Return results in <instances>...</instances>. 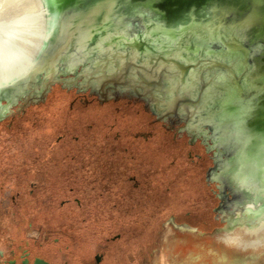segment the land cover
<instances>
[{
    "label": "rangeland",
    "instance_id": "374dc122",
    "mask_svg": "<svg viewBox=\"0 0 264 264\" xmlns=\"http://www.w3.org/2000/svg\"><path fill=\"white\" fill-rule=\"evenodd\" d=\"M67 85L8 106L0 96L1 252L25 249L50 264H188L190 250L220 248V229H264V208L255 211L263 172L243 186L258 192L256 204L221 208L200 140L162 126L150 107L80 99ZM245 120L232 133L236 150L249 152L264 124L244 144Z\"/></svg>",
    "mask_w": 264,
    "mask_h": 264
},
{
    "label": "water",
    "instance_id": "95a60500",
    "mask_svg": "<svg viewBox=\"0 0 264 264\" xmlns=\"http://www.w3.org/2000/svg\"><path fill=\"white\" fill-rule=\"evenodd\" d=\"M49 4L43 47L16 80L0 87L4 106L23 93L27 100L43 99L53 84L68 82L60 76L73 74L72 81L82 77L97 84L111 77L143 86L161 97L155 101L165 112L208 121L213 139L225 148L236 150L232 131L254 109L257 125L264 124V0ZM242 155L223 164L234 185L232 207L226 208L260 199L239 183L249 152ZM32 264L50 263L35 257Z\"/></svg>",
    "mask_w": 264,
    "mask_h": 264
},
{
    "label": "bare ground",
    "instance_id": "6f19581e",
    "mask_svg": "<svg viewBox=\"0 0 264 264\" xmlns=\"http://www.w3.org/2000/svg\"><path fill=\"white\" fill-rule=\"evenodd\" d=\"M49 10V0H0V87L16 80L43 47L51 15ZM247 157L242 177L239 179L242 187L252 186L258 176L264 173V137L256 146H252ZM248 203L240 207H246ZM258 206L256 212L264 208V202ZM252 211L246 208L244 213L251 216L254 214ZM240 213L239 211L237 214ZM215 236L220 248L206 245L198 251L190 250L184 262L264 264V229L246 230L239 227L228 232L223 228L217 231ZM173 261L176 262L175 257Z\"/></svg>",
    "mask_w": 264,
    "mask_h": 264
},
{
    "label": "flooded vegetation",
    "instance_id": "af4514ba",
    "mask_svg": "<svg viewBox=\"0 0 264 264\" xmlns=\"http://www.w3.org/2000/svg\"><path fill=\"white\" fill-rule=\"evenodd\" d=\"M137 64L142 65V63L139 62H137ZM65 79L68 80V82H65V84H69L67 87L75 88V93L80 96V99L86 97L91 100L97 99L100 102H107L108 100L113 99L115 103H120L122 102L120 100H124L127 105L140 103L145 111H147L149 107L152 109L153 112L151 113L156 116L154 120L162 122L166 121L165 123L170 126H167L168 129L177 126L178 133H185L188 136L190 143H196L197 140H200V144L203 146L202 152L208 153V159H210L212 163L208 169L207 178L209 179V182H215L219 189L217 194L221 199V208L231 206L234 199L233 193L230 190L234 187V185L232 186L233 178L231 176L233 174H230L231 169L229 170V168L224 167V162L230 160L233 154L236 155L235 159H233V161H235L237 158L243 156L242 154L244 152L243 150H233V147L225 148L223 145L215 141L213 139V130L205 125L208 121L198 119V117L189 121L185 114H180L175 111L165 112L159 102L161 98L160 96L149 94L147 90L143 89V86H131L130 82L125 78L116 79L107 77L106 79L99 81L97 84L87 81L82 77H75L74 81H72V79H74L73 76L72 78L67 76ZM155 99L159 101H155ZM245 121L251 125L252 131L249 132V136L246 137L248 139L245 140L244 144L254 136L256 115H252L251 113V118L248 115ZM200 122H203L204 124H201L199 127L195 126ZM162 126H166L164 122L162 123ZM229 195H231V198H229ZM39 257L43 258L41 256ZM34 258L35 256L25 249L22 250L18 256L16 255L15 250H11L10 253L7 254L6 252L0 251V264H10L11 261H14V264H32ZM43 259L46 260L45 258Z\"/></svg>",
    "mask_w": 264,
    "mask_h": 264
}]
</instances>
